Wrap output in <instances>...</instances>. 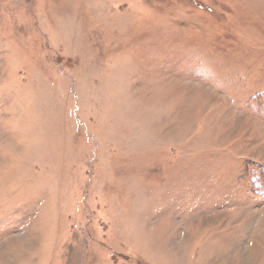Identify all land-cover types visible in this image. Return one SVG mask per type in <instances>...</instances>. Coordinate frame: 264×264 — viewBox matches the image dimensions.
Wrapping results in <instances>:
<instances>
[{"label":"rangeland","instance_id":"rangeland-1","mask_svg":"<svg viewBox=\"0 0 264 264\" xmlns=\"http://www.w3.org/2000/svg\"><path fill=\"white\" fill-rule=\"evenodd\" d=\"M264 0H0V264H264Z\"/></svg>","mask_w":264,"mask_h":264},{"label":"trees","instance_id":"trees-1","mask_svg":"<svg viewBox=\"0 0 264 264\" xmlns=\"http://www.w3.org/2000/svg\"><path fill=\"white\" fill-rule=\"evenodd\" d=\"M261 102L264 103V96L262 97Z\"/></svg>","mask_w":264,"mask_h":264}]
</instances>
